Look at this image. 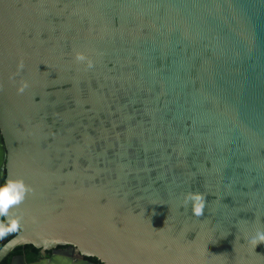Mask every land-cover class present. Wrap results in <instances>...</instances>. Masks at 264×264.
Segmentation results:
<instances>
[{
	"label": "water",
	"instance_id": "95a60500",
	"mask_svg": "<svg viewBox=\"0 0 264 264\" xmlns=\"http://www.w3.org/2000/svg\"><path fill=\"white\" fill-rule=\"evenodd\" d=\"M5 172L0 263L264 264V0H0Z\"/></svg>",
	"mask_w": 264,
	"mask_h": 264
},
{
	"label": "clouds",
	"instance_id": "9594fccd",
	"mask_svg": "<svg viewBox=\"0 0 264 264\" xmlns=\"http://www.w3.org/2000/svg\"><path fill=\"white\" fill-rule=\"evenodd\" d=\"M76 58L77 60H85L86 56L84 53L82 52H77L76 53ZM92 61L89 59L88 60V64L89 66H91ZM24 187L23 183L20 181H8V182H4V183H0V198H6V194H9V187ZM191 202L192 204L195 205V216L197 219H204L206 216V212H207V204L206 201L201 198V197H195L193 196L191 198ZM254 239V243L255 245L258 242H264V231H260L256 237L253 238Z\"/></svg>",
	"mask_w": 264,
	"mask_h": 264
},
{
	"label": "flooded vegetation",
	"instance_id": "af4514ba",
	"mask_svg": "<svg viewBox=\"0 0 264 264\" xmlns=\"http://www.w3.org/2000/svg\"><path fill=\"white\" fill-rule=\"evenodd\" d=\"M7 164V163H6ZM6 166V165H5ZM6 179H7V172H5V174L3 175V178H2V181L0 183H4L6 182ZM1 205V204H0ZM2 206V205H1ZM2 213H4V207H0V221H4V216ZM12 230L8 231V233H10ZM6 243L5 240H1L0 242V245L1 247L4 246ZM26 246V245H24ZM24 246H20V247H17L12 253H10V255L8 257H6L2 263L0 264H3L7 259L11 258V262L13 261V259L15 257H22L24 259V262L25 264H30V263H35V262H40L42 260H46V259H49L52 255H53V252L55 250H60V251H65V250H68L70 249L71 247L70 246H58V247H51L50 249H45L44 247H42L41 249H39V253L37 255V259L34 260L33 262H27L26 261V255H27V250ZM0 247V248H1ZM23 247V251H21L20 254H13L18 248H21ZM36 248V247H35ZM32 252V251H31ZM79 258V255L78 254H74V259H78ZM89 260V259H88ZM10 262V264H11Z\"/></svg>",
	"mask_w": 264,
	"mask_h": 264
},
{
	"label": "trees",
	"instance_id": "16d2710c",
	"mask_svg": "<svg viewBox=\"0 0 264 264\" xmlns=\"http://www.w3.org/2000/svg\"><path fill=\"white\" fill-rule=\"evenodd\" d=\"M0 207H2V206L0 205ZM24 247L27 250L26 261L27 262H33L34 260H36L37 259V255L39 253V249L35 248L32 245H26ZM23 249H24L23 247L18 248L13 254H20L21 251H23ZM88 259L91 260L94 263L101 264L96 258L90 257ZM10 262H11V258L7 259L3 264H10Z\"/></svg>",
	"mask_w": 264,
	"mask_h": 264
},
{
	"label": "snow or ice",
	"instance_id": "6c2138e0",
	"mask_svg": "<svg viewBox=\"0 0 264 264\" xmlns=\"http://www.w3.org/2000/svg\"><path fill=\"white\" fill-rule=\"evenodd\" d=\"M15 201V197L6 194V198H0V204L2 206H10Z\"/></svg>",
	"mask_w": 264,
	"mask_h": 264
}]
</instances>
